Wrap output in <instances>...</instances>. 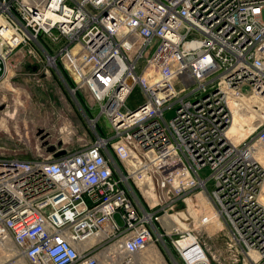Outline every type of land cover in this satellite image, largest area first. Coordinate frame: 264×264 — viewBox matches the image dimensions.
I'll list each match as a JSON object with an SVG mask.
<instances>
[{
	"label": "built area",
	"instance_id": "2783aa9c",
	"mask_svg": "<svg viewBox=\"0 0 264 264\" xmlns=\"http://www.w3.org/2000/svg\"><path fill=\"white\" fill-rule=\"evenodd\" d=\"M18 54L23 60L13 62ZM27 59L43 62L45 76L75 81L54 115L72 125L77 104L97 135L31 160L0 152V242L13 244L18 259L264 264V121L240 143L228 136L234 108L264 110V0H0V96ZM28 80L41 83L36 73ZM138 86L144 101L131 109ZM101 116L111 137L99 133ZM129 145L134 153H125ZM138 162L155 164L162 182L135 172ZM205 168L211 175L202 178ZM131 181L160 202L142 201ZM195 187L229 231L217 244L208 242L216 222L198 195L173 214ZM172 214H183L188 227L165 223ZM149 246L163 262L146 256Z\"/></svg>",
	"mask_w": 264,
	"mask_h": 264
},
{
	"label": "rangeland",
	"instance_id": "374dc122",
	"mask_svg": "<svg viewBox=\"0 0 264 264\" xmlns=\"http://www.w3.org/2000/svg\"><path fill=\"white\" fill-rule=\"evenodd\" d=\"M41 41L46 44V46L52 45L44 36H41ZM55 47L59 48L58 45ZM22 60V55L18 54L14 57L13 62H21ZM43 60L46 62L44 57ZM22 64H24L23 68L15 77L16 84L12 85V89L8 90L7 94H1L0 96V101L5 102L7 105L6 111L18 108L17 115L14 119L15 121L19 120L16 122L18 125H15L13 123L15 121L4 118V112H0V152L3 151L6 156L14 155L16 152L20 157L31 160L37 154L50 153L48 149H45L47 147L55 146L56 148H61L67 146H78L80 143H83L81 142L83 138H86L88 141L93 139L97 133L88 129V121L81 109L78 108L77 104H73L74 109L70 116L72 125H64L62 120H58L54 115L58 111L64 109L63 101L65 102L66 99L64 94H67V91L64 90L60 80L55 76V74L48 73V76H45L44 64L40 60L34 61L33 59H27L23 61ZM34 68H36V70H34ZM34 73L41 77L40 84L28 80L30 76L34 75ZM143 101L144 98L142 90L138 86L134 89L128 101V106L131 109H136L143 104ZM256 113L257 116L261 115L260 112ZM98 116L99 109L97 108L93 111L91 117ZM24 117H27L26 123L23 122ZM172 117L173 112L166 113V120H171ZM15 126L17 128H15ZM98 130L100 135L106 137L112 136L111 125L105 116L100 117ZM47 135L49 136L48 139ZM113 142L116 144L118 141L114 138ZM111 150L124 170L127 171V168L125 167L128 165L126 164L124 166L121 163V154L119 152L117 154V151L114 148H111ZM143 166L145 165L143 164ZM143 168L140 169V173H145L146 176H148V181L153 182L155 180V183H159L158 180H160L162 182V176H157V173L151 172L147 167ZM135 172H137V170H135ZM210 175L211 172L209 168H205L200 172V176L202 178H207ZM174 182L175 190L180 191L178 188V184L180 182H176V180H174ZM131 183L142 201L145 202L143 197L145 196L150 200L152 205H155V200L160 202V199H157V196H155L156 199H151L146 194L148 191L147 189L145 190L146 186H143L142 188L140 187V190V184L137 186L133 181H131ZM207 187L211 193L215 188V182L213 180L209 181ZM170 193H175V191ZM189 193L192 194L190 196L187 195L182 197V202L178 203L179 206L175 209L173 214L186 207L188 200L189 203L192 204L196 195H198L197 199H199L200 203L203 202V198L201 197V192L198 187L191 189ZM203 206L205 207V204ZM206 210L209 214L213 212L210 207L206 208ZM117 218L119 217L117 216ZM117 220L118 223L121 224L120 219ZM219 222L220 223H215L211 227L212 230L209 231L210 228L208 229V242L211 245L215 243L217 244L218 241H223L229 233L224 222L221 219ZM168 243L170 246L169 241ZM8 248H12V246H8ZM162 252L165 254L164 251ZM146 256L148 255L146 254ZM17 259L18 258H16V260ZM0 261H4V259L0 257Z\"/></svg>",
	"mask_w": 264,
	"mask_h": 264
},
{
	"label": "bare ground",
	"instance_id": "6f19581e",
	"mask_svg": "<svg viewBox=\"0 0 264 264\" xmlns=\"http://www.w3.org/2000/svg\"><path fill=\"white\" fill-rule=\"evenodd\" d=\"M63 61L71 71L75 70V65L73 64V62L69 56H66ZM6 88L8 90L12 89V85H7ZM245 93L246 94H244V98L246 99L249 97V93L248 92H245ZM17 112H18V108H15L14 110H7L4 112L3 117L6 119L8 118L9 120L15 121L14 118L16 117ZM260 113H261L260 116H257V113L255 111H251L250 114H246L244 112L239 111V109L234 108V116H233L234 120H233L232 127L230 128L229 133H228L229 138H231L235 143H240L244 139H246L250 135H252L253 132L255 131V129L258 127L259 120L264 121V110L262 109V111ZM18 121L19 120L15 121L13 123L15 125H18V124H16V122H18ZM23 122H25V123L27 122V117H24ZM15 128H17V127L15 126ZM115 146L117 148H120V147H118L117 144H115ZM123 149L125 152L129 150L130 153H134L132 145L123 147ZM137 156H138V158H140L139 154H137ZM154 165L150 166L149 169L151 172L157 173L154 170ZM142 166H143V163H141V162L134 163V168H135V170H137V172H140L141 168L147 167L146 165L143 167ZM143 170H144V168H143ZM179 178L180 177H176V179H175L176 182H181ZM190 183H192V182H190ZM176 189H178V188H176ZM263 194H264V186H263ZM149 197L151 199H156L155 196H151V194ZM201 197L203 198V202L201 204L202 205L205 204L206 208L210 207L213 210V212H211V214H209V213L208 214L210 216H212V218L214 219V222H216L217 224L220 223L219 222L220 219H218L219 214L216 212L213 205H211V202L204 195H201ZM158 202L159 201L155 200L154 204H157ZM192 209H193V207H192ZM191 214H193V216L196 217L195 212L191 213ZM182 216H183V214H176L170 218L166 217L164 219V222L167 223L169 226L173 222L172 226L177 227L178 230L182 229L183 227L187 228L188 225L185 223V221L183 219H181ZM197 221H198V219H197ZM210 230H212V228H210L209 231ZM8 246H12V248H8ZM18 254L20 256V252L18 251V249L13 244H11L10 242H4V241L0 242V257L4 259V261H0V264H28L24 260L23 257H22V259L16 260V258L18 257ZM145 254H147L148 257L158 256L159 258H157L156 261L158 263L163 262V258L161 256V254L159 253V250L155 246H149L148 249L146 250Z\"/></svg>",
	"mask_w": 264,
	"mask_h": 264
},
{
	"label": "crops",
	"instance_id": "0c3cea01",
	"mask_svg": "<svg viewBox=\"0 0 264 264\" xmlns=\"http://www.w3.org/2000/svg\"><path fill=\"white\" fill-rule=\"evenodd\" d=\"M64 79H65V81H62V80L60 81L62 86H63V88H64V90L67 91V87H71V86L75 85V81L72 78H70V76L67 73H64Z\"/></svg>",
	"mask_w": 264,
	"mask_h": 264
},
{
	"label": "water",
	"instance_id": "95a60500",
	"mask_svg": "<svg viewBox=\"0 0 264 264\" xmlns=\"http://www.w3.org/2000/svg\"><path fill=\"white\" fill-rule=\"evenodd\" d=\"M34 70H36V68H34ZM5 109H6V104L0 102V111H4ZM40 132H42V131H40ZM47 149H48V151L50 153H55L56 152V147L55 146H50ZM63 154H64V151H61V152L56 153V156L59 157V156H61Z\"/></svg>",
	"mask_w": 264,
	"mask_h": 264
},
{
	"label": "flooded vegetation",
	"instance_id": "af4514ba",
	"mask_svg": "<svg viewBox=\"0 0 264 264\" xmlns=\"http://www.w3.org/2000/svg\"><path fill=\"white\" fill-rule=\"evenodd\" d=\"M49 138V136L47 135V139Z\"/></svg>",
	"mask_w": 264,
	"mask_h": 264
}]
</instances>
